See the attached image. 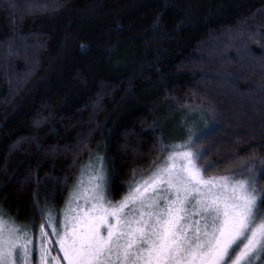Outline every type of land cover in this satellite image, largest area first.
Returning <instances> with one entry per match:
<instances>
[{
    "label": "trees",
    "instance_id": "1",
    "mask_svg": "<svg viewBox=\"0 0 264 264\" xmlns=\"http://www.w3.org/2000/svg\"><path fill=\"white\" fill-rule=\"evenodd\" d=\"M171 109L215 126L196 141L208 174L264 168V0H0V204L17 222L62 207L96 150L126 191Z\"/></svg>",
    "mask_w": 264,
    "mask_h": 264
},
{
    "label": "snow or ice",
    "instance_id": "2",
    "mask_svg": "<svg viewBox=\"0 0 264 264\" xmlns=\"http://www.w3.org/2000/svg\"><path fill=\"white\" fill-rule=\"evenodd\" d=\"M214 130L161 140L159 162L140 178L133 170L122 193L95 157L62 207L37 199L38 226L0 204V264H33L34 251L38 264H264V168L254 158L208 174L216 162L201 163L208 150L195 145Z\"/></svg>",
    "mask_w": 264,
    "mask_h": 264
},
{
    "label": "rangeland",
    "instance_id": "3",
    "mask_svg": "<svg viewBox=\"0 0 264 264\" xmlns=\"http://www.w3.org/2000/svg\"><path fill=\"white\" fill-rule=\"evenodd\" d=\"M205 119H206L205 116L196 110L185 109V110H182L181 113H177L176 111H173V109H171L162 119L163 141L165 143L180 142L186 139L189 135H195L201 129L205 128V126H208V123H206ZM97 156L105 157V161H106L105 153L101 152L100 150L99 151L96 150L92 154L88 162L84 164L83 166L87 165L89 161H94L95 157ZM106 167L109 172L107 161H106ZM81 168H80V171H81ZM256 168L258 171L260 170V167L258 166V164L256 165ZM151 170L147 173L137 176V178H140L141 176L150 173ZM80 171H79L77 178L80 175ZM19 224H22V223H19ZM38 243H39L38 239L34 237V245H33L34 249L37 248ZM56 249H58V245H56L53 241V254L62 255L58 253ZM33 264H38V251H34Z\"/></svg>",
    "mask_w": 264,
    "mask_h": 264
}]
</instances>
